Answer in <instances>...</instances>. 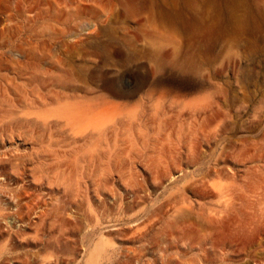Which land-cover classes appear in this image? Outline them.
<instances>
[{"label":"rangeland","instance_id":"obj_1","mask_svg":"<svg viewBox=\"0 0 264 264\" xmlns=\"http://www.w3.org/2000/svg\"><path fill=\"white\" fill-rule=\"evenodd\" d=\"M228 178L261 198L264 0H0L10 264H227L187 234Z\"/></svg>","mask_w":264,"mask_h":264},{"label":"bare ground","instance_id":"obj_2","mask_svg":"<svg viewBox=\"0 0 264 264\" xmlns=\"http://www.w3.org/2000/svg\"><path fill=\"white\" fill-rule=\"evenodd\" d=\"M185 4L191 5L189 2H185ZM201 8L202 11L199 16L208 13L212 22H214L212 25V31L214 32L218 29V22L222 16V12L218 8L207 7L205 5ZM228 10L229 15H233V10ZM194 22H197V17H194L191 24ZM62 112L68 119L78 122L90 117L89 115L93 113V107L87 104L81 106L73 105ZM100 123L103 124L101 121ZM245 184L241 181H236V178H228L226 183L216 185V189L213 192H215L217 201L208 211H204L203 209L200 212L198 217L200 226L194 227V230L189 231L187 235H196L193 234L194 231L196 232L198 229H201L205 234V241L210 242L214 250H228L230 256L226 262L227 264H264V207L260 209L255 208V206H260L261 202L264 201V185L261 188V198L258 196L255 202L253 196H249L253 194L252 190L247 189L244 191L239 189L241 187L249 188ZM243 204L247 205L249 209H242ZM26 223L29 227L33 225L31 222ZM1 229L0 237L4 236ZM22 246V244L8 243L6 245L0 243V264H10L7 255L10 254L11 250L24 249ZM19 257L23 258V264H39L35 261L33 263L30 262L26 256ZM41 264H46V262Z\"/></svg>","mask_w":264,"mask_h":264}]
</instances>
